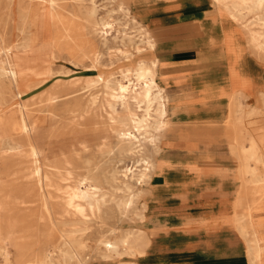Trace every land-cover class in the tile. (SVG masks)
I'll use <instances>...</instances> for the list:
<instances>
[{
	"label": "rangeland",
	"instance_id": "1",
	"mask_svg": "<svg viewBox=\"0 0 264 264\" xmlns=\"http://www.w3.org/2000/svg\"><path fill=\"white\" fill-rule=\"evenodd\" d=\"M117 5L116 0H86L84 6L81 4L80 8L84 9L95 6L99 20L108 19L113 22V28L103 34H97L92 29L88 33L86 23L82 19L77 22L73 15L65 13V25L82 29H79L73 40L64 37V24L53 20V9L49 2L35 4L34 11L38 17L24 36L21 33L22 22L15 13L11 18L0 21V30L6 31L4 39H0V44L15 45L14 59L20 70L27 74L23 79L24 85H20L23 92L19 95L15 85L0 72V134L7 129L3 121L18 119L21 108L25 109L34 126L28 133L16 131L9 139L10 144L4 145L0 141V241H7L13 257L17 252L15 244H24L33 250L37 243L56 240L61 234L60 230L56 229L49 236L47 229L42 226V189L34 173L35 162L30 152L32 146L40 147L41 166L45 170H48L51 164L66 158L75 159L78 155H82L85 160L97 162L98 165L93 166L97 170L94 173L100 177L99 183L104 185L106 192L111 196L115 193L120 196L125 194L122 190H116L119 186L124 188L120 174L112 177L113 170L122 166L118 162L119 154H110L106 148L107 143H113L115 140L114 131L127 122L126 129L132 132L133 136L126 147H131L134 143L138 145L140 138L146 144L144 154L150 156L154 152L151 151L153 147L149 139L145 138L144 128L138 131L130 124L132 115L140 120L144 114L143 106H138L132 92L127 95V102L122 103L119 99H113L102 81L95 83L97 78L102 76L110 79L115 88L116 81L122 79L125 73H130L131 78H134L135 69L140 62L150 59L148 52H145L146 47L140 43L137 26L139 24L135 25L130 19L136 17L130 4L129 17L118 11ZM213 8H216L214 4ZM66 9L73 13L79 9V5L70 1ZM255 16L252 14L248 19L252 20ZM136 19L149 28L137 17ZM256 27L264 28L257 25ZM20 35L25 37L22 43L16 40ZM152 36L157 39L153 33ZM1 58L3 55H0ZM129 85L131 87V84ZM53 92L59 95L72 93L74 96L53 101L50 97ZM96 96L99 100L94 104L93 98ZM251 103L246 100L240 107L239 114L245 124L256 127L264 122V113L254 111ZM150 113L154 115L153 110ZM148 118L153 119L149 116ZM227 125L225 122L226 127ZM85 146L88 148L85 149ZM232 154L239 168L241 161ZM154 156L156 163L160 165L159 154ZM134 170L137 173L140 166L134 167ZM136 176L131 173L130 184L136 183ZM75 182L73 179H51L46 189L50 202L57 208H64L68 192L72 190ZM244 183L249 186L248 182ZM147 186L145 185L146 188ZM261 195L249 196L251 206L262 205L264 199ZM149 196L145 197L147 202ZM254 214L258 219L263 216V210ZM13 219L20 224L21 229L5 238L4 235L11 233L9 223ZM146 220L147 218L139 219L137 210L134 209L124 220L117 222L112 219L108 222L126 231L134 228L145 230ZM68 228L67 226L66 229ZM107 229L108 226L102 227L96 223L83 237L90 246H95L97 239ZM242 238L245 241L243 236ZM148 242L147 248L151 237ZM87 254L91 258V264H107L99 260L96 251L90 250ZM0 264H4L1 256Z\"/></svg>",
	"mask_w": 264,
	"mask_h": 264
},
{
	"label": "bare ground",
	"instance_id": "2",
	"mask_svg": "<svg viewBox=\"0 0 264 264\" xmlns=\"http://www.w3.org/2000/svg\"><path fill=\"white\" fill-rule=\"evenodd\" d=\"M70 1L79 5V9L73 13L66 9L67 3ZM90 1L93 2V0ZM116 1L118 2L117 10L127 17L131 16L125 1ZM216 1L241 25L249 50L259 61L264 63V28L256 27V25L264 27V0ZM46 2H49L53 9V20L64 24V37L68 40H73L76 33L82 29L65 25V13L73 15L77 22L82 19L86 23L88 33L92 29L97 34H103L113 28L112 21L97 18L95 6L88 9L80 8L81 4L84 6L86 0H0V21L3 22L11 18L15 13L22 22L21 33L24 36L38 17L34 11L35 4ZM252 14L256 16L249 20L248 18ZM130 19L135 23V18ZM225 30L227 53L231 55L243 45L236 44L230 38L233 32L232 28L229 27ZM5 32L0 30L1 40L4 39ZM139 32L140 43L145 47L154 48L155 44L151 34L144 28H139ZM22 35L16 39L19 43L25 40ZM14 48V44L12 46L0 44V55H3V58L0 59V72L15 85L21 95L23 91L20 85H24L23 79L27 74L20 70L15 61ZM158 66L157 60L140 62L137 68L135 67L134 78H131L130 73H125L122 79L116 81L115 88L110 79L102 76H99L95 82L102 81L113 99H119L122 103L127 102V95L131 91L138 106H143V118L138 120L132 115L129 121L138 131L144 128L145 138L149 139V143L154 148L151 149L152 152L154 151L152 155L144 154L146 144L140 138L138 145L134 143L131 147H126L129 139L133 136L132 132L126 129L127 122L114 131V142L106 144L107 152L119 154L118 162L122 166L120 169L113 170L112 177L120 174L124 188L119 186L116 190H122L125 194L120 196L115 193L111 196L106 192L104 185L99 183L100 177L94 173L96 167L93 166H96L97 162L85 160L82 155H78L75 159L66 158L51 164L49 169L45 170L41 166L40 147L32 146L30 152L35 162L34 173L42 189L44 211L42 226L47 229L49 236L56 229H59L61 234L56 240L37 243L33 250L24 244H15L17 252L14 257L11 253L12 250L10 251L8 248L7 241L3 239L0 241V256L3 258L4 264H91V258L87 254L90 250L96 251L99 260L107 264H138V260L145 254L148 246L147 232L139 228L123 231L121 227L110 224L108 221L112 219L117 222L122 221L129 217L131 210L134 209L137 210L139 219L143 220L146 217L148 202L145 197L150 195V182L153 173L157 170V159L154 154H160L163 150L162 141L165 137L169 113V97L157 78ZM72 96H74L72 93L59 95L53 92L50 94L53 101L60 100V98L68 99ZM248 98L249 96L242 92L232 96L226 121L228 123L227 138L232 153L241 161L239 178L242 187L234 206L233 217L235 227L246 241L251 264H264V200L260 206H251L252 201L249 197L251 194H262L264 199V122L256 127H251L242 121L239 109L243 105L242 100H248ZM98 100L97 96L94 97L93 103L96 104ZM253 109L256 112L264 113V92L258 95L257 105H254ZM24 110V108L20 109L18 119L3 121L7 129L1 132L0 141L4 145L9 143V139L16 131L28 133L34 128ZM151 110H153V116L150 113ZM148 116L153 119L150 120ZM84 148L87 149L88 146ZM137 166H140V170L136 173L134 167L137 168ZM131 173H134V176L137 175L135 184L129 183ZM54 177L76 181L72 190L68 192L64 208H57L52 204L48 190H46ZM244 182H248L249 186H246ZM145 185H148L147 188ZM260 210H263V216L256 219L254 213ZM96 223L101 224L102 227L108 226V229L97 239L95 246H90L83 236ZM67 226L68 229H66ZM9 227L12 228L11 233L9 232L10 235L7 236L4 235L5 238H9L21 229L15 219L9 223ZM93 247L94 249H92Z\"/></svg>",
	"mask_w": 264,
	"mask_h": 264
},
{
	"label": "crops",
	"instance_id": "3",
	"mask_svg": "<svg viewBox=\"0 0 264 264\" xmlns=\"http://www.w3.org/2000/svg\"><path fill=\"white\" fill-rule=\"evenodd\" d=\"M123 1L149 27L132 17L151 34L155 47L145 48V61L159 62L158 82L169 97L145 217L151 243L138 264H251L234 224L242 183L225 122L233 95H248L254 106L264 92V63L216 0ZM229 27L230 38L243 45L231 55Z\"/></svg>",
	"mask_w": 264,
	"mask_h": 264
}]
</instances>
